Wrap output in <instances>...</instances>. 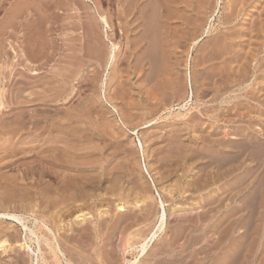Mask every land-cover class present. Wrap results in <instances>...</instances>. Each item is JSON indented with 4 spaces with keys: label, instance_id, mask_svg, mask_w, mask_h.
<instances>
[{
    "label": "rangeland",
    "instance_id": "obj_1",
    "mask_svg": "<svg viewBox=\"0 0 264 264\" xmlns=\"http://www.w3.org/2000/svg\"><path fill=\"white\" fill-rule=\"evenodd\" d=\"M0 100V213L22 220L0 219V264H264V0H0ZM22 117L83 136L58 173L93 179L86 201L62 212Z\"/></svg>",
    "mask_w": 264,
    "mask_h": 264
},
{
    "label": "bare ground",
    "instance_id": "obj_2",
    "mask_svg": "<svg viewBox=\"0 0 264 264\" xmlns=\"http://www.w3.org/2000/svg\"><path fill=\"white\" fill-rule=\"evenodd\" d=\"M3 12V11H2ZM132 14V13H131ZM122 15V14H121ZM23 20L24 19H22V22H23ZM28 21V20H27ZM101 21L106 25V27L108 28L109 26H108V22H107V20L104 18V17H101ZM21 22V21H20ZM24 26V24H22V26L20 25V28L21 27H23ZM145 26V25H144ZM145 29V28H144ZM23 31V30H22ZM21 31L19 30V33H20ZM22 33V32H21ZM20 38V37H19ZM168 39V38H167ZM25 44H26V42H25ZM20 45H21V43H20ZM115 50L117 49V46L115 45ZM20 52L18 51V54L20 55V59H21V62H22V60L24 61L23 63L25 64V62L26 61H28L27 59H26V53H25V49H24V46L22 47V46H20ZM115 50L113 51V52H111V55H110V59H108L109 61V65H107V66H109L108 68H109V72L113 69V66H114V63H115V61H116V52H115ZM16 53V52H15ZM52 55V54H51ZM50 55V56H51ZM20 59L18 60V61H20ZM31 59V58H30ZM154 61V60H153ZM30 62V60L28 61V63ZM34 62V61H33ZM24 64H22V65H24ZM30 65H32L31 64V62L29 63ZM49 65V64H48ZM116 65V64H115ZM25 66H27V65H25ZM29 66V65H28ZM45 66V65H44ZM28 68V67H27ZM30 68H33V67H31L30 66ZM27 70V69H26ZM29 70V69H28ZM33 70V69H32ZM37 70V69H36ZM21 72V71H20ZM25 72V71H24ZM30 73L34 76V75H37V72H35V71H30ZM20 75V74H19ZM22 75V74H21ZM20 75V76H21ZM26 75V77L28 76L27 75V73L25 74ZM55 76V75H54ZM59 77V76H58ZM21 78H23V77H21ZM24 78H25V76H24ZM36 78V77H35ZM53 79V78H52ZM61 79V78H60ZM19 80V79H18ZM26 81V80H25ZM23 83L24 82H21L20 81V85H22L23 86ZM29 83V82H28ZM33 83V82H32ZM31 83V84H32ZM38 84V83H37ZM58 84V83H57ZM12 85V84H11ZM50 85V84H49ZM67 85V84H66ZM28 86V85H27ZM60 86V85H59ZM20 88H22V87H20ZM24 88V87H23ZM48 88V87H47ZM52 88V87H51ZM55 88V87H54ZM61 89V88H60ZM24 90H25V88H24ZM33 90V89H32ZM62 90V89H61ZM60 90V91H61ZM22 90H20V92H21ZM19 92V93H20ZM23 92H25V91H23ZM45 93L47 92L46 90L44 91ZM49 92V91H48ZM79 92V91H78ZM41 93V92H40ZM31 94V93H30ZM37 95V94H36ZM48 95V94H47ZM60 95V94H59ZM9 96V95H8ZM78 96V95H77ZM55 97V96H54ZM30 98H31V96H30ZM40 98V97H39ZM58 98H60V97H58ZM20 99V98H19ZM19 99H17L18 101H19ZM28 99V98H27ZM34 99H38V98H34ZM160 99V98H159ZM1 101V100H0ZM29 101V100H28ZM110 101V100H109ZM26 102V101H25ZM45 102V101H44ZM22 103V102H21ZM4 105V104H3ZM3 105H2V103L0 104V107H3ZM92 108V107H91ZM3 109V108H2ZM86 109V108H85ZM47 111V110H46ZM83 111V110H82ZM3 113V112H2ZM5 114V113H4ZM8 114V113H7ZM25 114V113H24ZM36 114V113H35ZM75 116V115H74ZM16 117V116H15ZM19 117V116H18ZM87 117V116H86ZM20 118V117H19ZM23 118V117H22ZM31 118V117H30ZM37 119V118H36ZM46 120V119H45ZM45 120H42L43 121V123H44V125H43V123H42V121H37V120H31V119H28L27 121H26V119L25 118H23V119H21V121L19 122V124H18V122H17V124H18V129L16 130V129H14V131L15 132H18L19 133V131L21 132V130H22V132H24L23 131V129H29V132H27V133H29V134H31L32 132H30L31 130H33V129H35V128H38L40 131H39V134H37V135H34V137H33V139L32 140H30V139H28V140H25V139H23V140H21L22 141V144H23V148L21 147L19 150H18V154L19 153H28L27 151H25V146H27V149L29 148H31V149H37L38 150V152H37V155H35L34 156V160H32L31 162H32V165H31V167L33 166V163H37V165H39V166H36V168H39V169H41L42 168V170H39L40 172H41V176L43 177V176H45L46 177V175L48 176V172L50 171L49 170V168L50 169H52V168H54V169H52V171L54 170V173L52 172V174H54L53 176L55 177L54 178V180L56 179V180H59V182L60 183H58V186L54 189L55 190V192L56 193H58L59 191H61L62 193H65L66 192V194H62L61 192V196H60V199H56L57 201L58 200H60V201H58L60 204L59 205H66V206H64V208H63V206H62V212H63V210L64 209H66L65 207H67V202H68V204H70V202H76L77 201V203L76 204H78V202H79V200L81 201L82 199H84L85 200V198H84V195H85V191H86V187L88 186V184H90V183H92V181H93V179H88V178H86V179H84V177L82 178V179H84L82 182H80V181H78L79 180V177L81 176V172H76V174L74 175L76 178H78V179H75V177H73V176H70V177H68L67 176V174L65 175L64 173L63 174H59L58 173V171L60 172V169H62L63 167V163H64V161H62L64 158H66V159H64V160H67V158H69L70 156H69V150H70V145L72 144H74V143H78L79 141H81L83 138V136L82 137H80L79 135H72L71 133H72V131H71V133L70 134H66V133H60L59 135H53L54 133H53V131L51 130V129H54L53 128V125L55 124H58V123H54L53 124V122H50V123H52L53 125H52V127H50V126H48V123H46L47 121H45ZM54 120V119H53ZM69 120V119H68ZM16 121V120H15ZM63 123V122H62ZM7 124V123H6ZM6 124H4V126H1V127H3V128H1L0 129V133L1 134H6V133H8V134H12V131L11 132H9L8 130L12 127V125L11 124H7L8 126H6ZM151 125H152V122H150V123H146V125H144L142 128H140V129H146V128H149V127H151ZM16 126V125H15ZM60 126V125H59ZM125 126V125H124ZM31 127H33V128H31ZM40 127V128H39ZM60 128V127H59ZM73 128V127H72ZM78 128V127H77ZM138 128V127H137ZM140 129H138V130H136L135 129V131H134V133L135 134H137L138 132H139V130ZM12 130V129H11ZM36 131H38V130H36ZM35 131V132H36ZM59 131V130H58ZM34 132V133H35ZM26 132H25V134H27ZM36 133H38V132H36ZM14 134V133H13ZM17 134V133H16ZM28 134V135H29ZM74 134H76V133H74ZM15 135V134H14ZM33 135V134H32ZM46 135H48V136H46ZM83 135V134H82ZM86 135V134H85ZM1 136V135H0ZM3 136V135H2ZM13 137V136H12ZM15 137H16V135H15ZM11 138V137H10ZM28 138H30L29 136H28ZM255 138V137H254ZM84 139H86V138H84ZM264 139V138H263ZM13 141V140H12ZM20 141V142H21ZM250 141H252V139L250 140ZM254 141V140H253ZM92 142V141H91ZM257 143V142H256ZM16 144V143H15ZM117 144V143H116ZM11 145V144H10ZM250 145V144H249ZM21 146V145H20ZM140 147H141V149H142V151H143V153H144V147H143V144H142V142L140 141ZM75 148H77V150H78V147H75ZM26 149V150H27ZM40 150V151H39ZM76 150V151H77ZM25 151V152H24ZM44 151H45V154H42V153H44ZM75 151V152H76ZM191 151H193V150H191ZM34 152V151H33ZM71 152H73V149L71 150ZM79 152V151H78ZM30 153H31V151H30ZM47 153V154H46ZM191 153V152H190ZM75 154V153H74ZM203 154V153H202ZM71 155V154H70ZM243 155V154H242ZM246 155V154H245ZM251 155V154H250ZM264 155V154H263ZM77 157L78 155L76 154V155H71V157ZM83 156H85V155H83ZM87 156V155H86ZM89 156V155H88ZM191 156V155H190ZM214 156V155H213ZM237 156H240V155H237ZM254 156V155H253ZM258 156H259V154H258ZM28 157V156H27ZM102 157H103V155H102ZM182 157V156H181ZM240 157H242V156H240ZM88 158V157H87ZM91 158V157H90ZM239 158V157H238ZM264 158V157H263ZM19 159V158H18ZM76 159V158H75ZM80 159H82V157L80 158ZM79 159V160H80ZM89 159V158H88ZM259 159V158H258ZM183 160H184V158H183ZM62 161V162H61ZM68 161V160H67ZM75 161V160H74ZM73 161V162H74ZM77 161V160H76ZM85 161V160H84ZM182 161V160H181ZM15 162V161H14ZM19 162V161H18ZM29 162V161H28ZM59 162H61V163H59ZM69 162V161H68ZM72 162V161H71ZM77 163V162H76ZM104 163V162H103ZM102 163V164H103ZM258 163H260V162H258ZM28 164V163H27ZM65 164V166L66 167H70L71 168V166L73 165V164H71V166L70 165H66V162L64 163ZM69 164V163H68ZM81 164V163H80ZM25 165H26V163H25ZM78 165V164H77ZM84 165H86V164H84ZM260 165V164H259ZM6 166V165H5ZM10 166V165H9ZM23 166V165H22ZM30 166V165H29ZM29 166H27V167H29ZM35 166H33V167H35ZM80 166V165H79ZM106 166V165H105ZM7 167H8V165H7ZM26 167V168H27ZM32 167V168H33ZM49 167V168H48ZM62 167V168H61ZM73 167V166H72ZM77 167V166H76ZM82 167V166H81ZM260 167H264V164L263 163H261V166ZM43 168H45V170L43 169ZM47 168V169H46ZM86 167H84L83 169H85ZM73 169H76V168H73ZM80 170V168L79 167H77V170ZM98 169V168H97ZM134 169H136V168H134ZM29 170V169H28ZM33 170H35V169H33ZM70 170V169H69ZM78 170V171H79ZM82 170V169H81ZM87 170V169H86ZM114 170V169H113ZM126 170V169H125ZM232 170V169H231ZM230 170V171H231ZM36 171V170H35ZM122 171V170H121ZM33 172V171H32ZM68 172V171H67ZM66 172V173H67ZM172 172V171H171ZM228 173H229V171H227ZM50 173H51V171H50ZM61 173H62V171H61ZM69 173V172H68ZM73 173V172H72ZM97 173V172H96ZM132 173V172H131ZM233 173V172H232ZM27 174H29V173H27ZM33 175H35V173H32ZM31 174V175H32ZM38 174V175H39ZM99 174V173H98ZM106 174V173H105ZM103 175V174H100L101 176H106V175ZM184 174V173H183ZM258 174V173H257ZM32 175V176H33ZM39 175V176H40ZM70 175V174H69ZM93 175V174H92ZM113 175V174H112ZM169 175V174H168ZM5 176V175H4ZM19 176V175H18ZM30 176V175H29ZM58 176V177H57ZM82 176H84L83 174H82ZM97 177L96 179L94 178V180H98L97 182H98V184H99V182H101L102 183V177ZM107 176H110L109 175V173L107 174ZM131 176V175H130ZM31 177V176H30ZM89 177H91V176H89ZM182 177H184V176H182ZM41 178V177H40ZM44 178V177H43ZM42 178V179H43ZM48 178V177H47ZM58 178V179H57ZM129 178V177H128ZM25 179V178H24ZM26 179H27V176H26ZM88 179V180H87ZM112 179V178H111ZM126 179V178H125ZM133 179V178H132ZM209 179V178H208ZM213 179V178H212ZM8 180V179H7ZM20 180H21V178H20ZM44 180V179H43ZM81 180V179H80ZM105 180V179H104ZM162 180V179H161ZM132 181V180H131ZM135 181V180H134ZM178 181V180H177ZM13 182V181H12ZM27 182V181H26ZM104 182V181H103ZM110 182V181H109ZM117 182V181H116ZM215 182V181H214ZM56 183V182H55ZM104 183H106V182H104ZM167 183V182H166ZM165 183V184H166ZM207 183V182H206ZM206 183H205V185H206ZM11 184V183H10ZM14 184V183H13ZM24 184V183H23ZM22 184V185H23ZM39 184H41V183H39ZM61 184H62V186H61ZM68 184V185H67ZM69 184H71V185H69ZM94 184H97L96 182L94 183ZM93 184V185H94ZM97 184V185H98ZM132 184V183H131ZM160 184V183H159ZM203 184V183H202ZM251 184H252V182H251ZM7 185H9V184H7ZM25 185V184H24ZM56 185V184H55ZM60 185V186H59ZM102 185V184H101ZM243 185V184H242ZM30 185H28V187H29ZM113 186V185H112ZM197 186V185H196ZM199 186V185H198ZM202 186H204V185H202ZM214 186V185H213ZM27 187V186H26ZM32 187V186H31ZM89 187V186H88ZM102 187V186H101ZM107 187V186H106ZM116 187H118V186H116ZM170 187V186H169ZM190 187V186H189ZM192 187V186H191ZM207 187V186H206ZM256 187V186H255ZM30 188V187H29ZM51 188H53V187H51ZM128 188V187H127ZM194 188V187H193ZM258 188V187H257ZM257 188H255V189H257ZM16 189V188H15ZM33 189V188H32ZM49 189L50 188H47V189H45L44 188V192L46 191V192H49ZM120 189V188H119ZM201 189V188H200ZM23 190V189H22ZM25 190H26V188H25ZM39 190V189H38ZM140 190V189H139ZM259 190V189H258ZM257 190V191H258ZM17 191V190H16ZM27 191V190H26ZM113 191V190H112ZM146 191V190H145ZM197 191V190H196ZM24 192V191H23ZM42 192V191H41ZM95 192V191H94ZM118 192V191H117ZM128 192V191H127ZM250 192H252V191H250ZM255 192V191H254ZM253 192V193H254ZM18 193V192H17ZM22 193V192H21ZM39 193V192H38ZM110 193V192H109ZM124 193V192H123ZM239 193V192H238ZM29 194V193H28ZM59 194V193H58ZM106 194V193H105ZM104 194V195H105ZM125 194V193H124ZM136 194V193H135ZM42 195V194H41ZM46 194L45 193H43V196H45ZM99 195V194H98ZM148 195V194H147ZM173 195V194H172ZM242 195V194H241ZM25 196V195H24ZM42 196V197H43ZM150 196V195H149ZM255 196V195H254ZM260 196V195H259ZM258 196V197H259ZM48 197V196H47ZM56 197H58V196H56ZM131 197V196H130ZM147 197V196H146ZM174 197V196H173ZM261 197V196H260ZM50 198V197H49ZM55 198V197H54ZM51 199V198H50ZM98 199H99V197H98ZM111 199V198H110ZM113 199H114V197H113ZM119 199V198H118ZM123 199H124V197H123ZM143 199V198H142ZM147 199V198H146ZM174 199V198H173ZM172 199V200H173ZM256 199H257V197H256ZM46 201H47V203H48V200L47 199H45ZM259 200V199H258ZM257 200V201H258ZM54 201V200H53ZM86 201V200H85ZM84 201V202H85ZM122 202H123V200H121ZM174 201V200H173ZM204 201V200H203ZM264 201V200H263ZM45 202V201H44ZM58 202H57V204H58ZM83 202V201H82ZM106 202V201H105ZM108 202V201H107ZM115 202H116V200H115ZM245 202V201H244ZM51 203V202H50ZM80 203V202H79ZM87 203H88V201H87ZM125 203V202H124ZM146 203V202H145ZM160 203V202H159ZM251 203V202H250ZM45 204H46V202H45ZM81 204V203H80ZM95 204V203H94ZM161 207H162V210H163V213H162V215L160 216V218H161V224H160V226L158 227V229L156 230V229H154V230H156V231H152V234H151V236L149 237V238H146L145 239V242L141 245V250H140V255H139V257L140 256H148V253H149V251H148V248H149V246H150V243L152 242V241H154L155 240V238L158 236V234L160 233V231H163L165 228H166V223H167V219H169L168 218V213H167V211H166V205H165V202L164 201H161ZM160 204H159V206H160ZM261 204H263L262 202H261ZM51 205H53L52 203H51ZM108 205V204H107ZM239 205V204H238ZM248 205V204H247ZM255 205H257V204H255ZM29 206V205H28ZM27 206V207H28ZM49 204H48V210H49ZM54 206V205H53ZM53 206H51V207H53ZM71 206V205H70ZM74 206V205H73ZM259 206V205H258ZM257 206V207H258ZM26 207V208H27ZM46 207V206H45ZM69 207V206H68ZM76 207H78L79 209H80V207L79 206H76ZM76 207H74V209L76 208ZM90 207V206H89ZM88 207V208H89ZM114 207V206H113ZM262 207V206H261ZM58 208V207H57ZM71 209H73V207L71 206L70 207ZM69 208V209H70ZM85 208H87V207H85ZM84 208V209H85ZM241 208V207H240ZM245 208H247V207H245ZM249 208V207H248ZM253 208H255V206L253 205ZM33 209H34V207H33ZM46 210H47V208H45ZM44 209V210H45ZM70 209V210H71ZM77 209V208H76ZM78 209V210H79ZM116 209V208H115ZM143 209V208H142ZM262 209V208H261ZM37 210V209H36ZM77 210V211H78ZM121 214H124V213H127V211L128 210H130V209H128V207H127V205L126 204H119L118 205V209H117ZM212 210V209H211ZM60 211V210H59ZM74 211V210H73ZM143 211V210H142ZM215 212H216V210H214ZM218 211V210H217ZM261 211V210H260ZM33 212V211H32ZM31 212V213H32ZM71 212V211H70ZM81 212V211H80ZM79 211H78V213H80ZM145 212V211H144ZM221 212V211H220ZM239 212H240V210H239ZM64 213V212H63ZM62 213V216L63 215H65V214H63ZM66 213V212H65ZM74 213V212H73ZM77 213V214H78ZM89 213H91V212H89ZM172 213V212H171ZM208 213V212H207ZM252 213V212H251ZM254 213V212H253ZM256 213V212H255ZM75 214H76V212H75ZM136 214V213H135ZM176 214V213H175ZM178 214V213H177ZM181 214V213H180ZM231 214V213H230ZM257 214V213H256ZM47 216H45L44 215V217H49L48 216V214H46ZM55 215H57V214H54V216ZM59 215V214H58ZM67 215V214H66ZM69 215V214H68ZM207 214H205V216H206ZM236 215V214H235ZM252 215V214H251ZM53 216V215H52ZM60 216V215H59ZM123 216V215H122ZM185 216V215H184ZM208 216V215H207ZM57 217V216H56ZM76 217H78V216H76ZM80 217V216H79ZM106 217V216H105ZM117 217V216H116ZM136 217V216H135ZM174 217V216H173ZM203 217V216H202ZM4 218H8L9 220L11 219H14V220H17V221H22L20 218L21 217H19V216H17V215H15V214H12V213H8V212H6V214H4V213H0V219H4ZM53 218H55V217H53ZM59 218V217H58ZM62 218V217H61ZM81 218H82V216H81ZM87 216H85V217H83L82 219H80L79 221L80 222H84V221H86L87 220ZM139 218V217H138ZM137 218V219H138ZM159 218V219H160ZM231 218V217H230ZM57 219V218H56ZM89 219V218H88ZM93 219V218H92ZM129 219V218H128ZM182 219V218H181ZM180 219V220H181ZM58 220H60V219H58ZM140 219H138V221H139ZM49 221H51V218H50V220ZM183 221V220H182ZM187 221V218L185 219V222ZM61 222V221H60ZM59 222V223H60ZM87 222V221H86ZM137 222V221H136ZM227 222V221H226ZM55 223V222H54ZM56 223H58V221H56ZM63 223V222H62ZM182 223H184V222H182ZM87 224V223H86ZM186 224V223H185ZM251 224V223H250ZM47 225V224H46ZM45 225V226H46ZM55 225V224H54ZM44 226V227H45ZM60 226V225H59ZM185 226V225H184ZM230 227H231V225H229ZM26 227V226H25ZM62 227V226H61ZM100 227V226H99ZM181 227V226H180ZM229 227V228H230ZM72 228H74V227H72ZM243 228H245V227H243ZM27 229V228H26ZM46 229H49V228H47L46 227ZM61 229V228H60ZM77 229V228H76ZM30 230V229H29ZM51 230V229H50ZM50 230H48V231H50ZM75 230V229H74ZM72 231H73V229H72ZM84 231H88V230H86V227H82L81 229H79V232L77 231V233H80V235L81 236H83L84 237V234H86V233H84L83 234V232ZM104 231V230H103ZM174 231V230H173ZM246 231V230H245ZM264 231V230H263ZM32 232V231H31ZM34 232V231H33ZM140 232V231H139ZM232 232V231H231ZM247 232V231H246ZM257 232V231H256ZM50 233H52V231H50ZM151 233V232H150ZM178 233H180L179 231H178ZM263 233V232H262ZM88 234H89V232H88ZM33 235H35V232L33 233ZM73 235V234H72ZM72 235H71V238H73L72 237ZM179 235V234H178ZM177 235V236H178ZM45 236V235H44ZM142 236V235H141ZM176 236V237H177ZM261 237V236H260ZM70 238V237H69ZM85 238V237H84ZM44 239V238H43ZM83 239V238H82ZM238 240V239H237ZM38 241V240H37ZM216 241V240H215ZM45 242H46V244L45 245H47L46 247L49 249H51L52 251H53V253L56 255L57 254V250H59L58 249V247H54L53 246V241H49V239H45ZM44 242V243H45ZM52 242V243H51ZM255 242V241H254ZM3 244V243H2ZM1 244V245H2ZM22 244V243H21ZM4 245V244H3ZM17 245H18V243H17ZM6 246V245H5ZM58 246V245H57ZM238 246V245H237ZM250 246V245H249ZM263 247H264V244L262 245ZM7 247V246H6ZM19 247V246H18ZM27 247V246H26ZM29 247V246H28ZM27 247V248H28ZM261 247V246H260ZM263 247H262V249H263ZM1 248H3L2 246H1ZM29 249V248H28ZM31 249V248H30ZM30 249H29V251H30ZM251 249V248H250ZM258 249V248H257ZM261 249V248H260ZM50 250V251H51ZM39 251V250H38ZM51 251V252H52ZM193 252V251H192ZM256 252V251H255ZM264 253V252H263ZM166 254V253H165ZM228 254V253H227ZM250 254V253H249ZM182 255V254H181ZM55 257V256H54ZM138 260V259H137ZM250 260V259H249ZM248 260V261H249ZM230 261V260H229ZM228 261V262H229ZM234 261V260H233ZM138 261H135L133 264H135V263H137ZM176 262V261H175ZM58 263H59V261H58ZM222 263H224V262H222ZM130 264H132V263H130ZM221 264V263H220ZM228 264V263H227ZM230 264V263H229Z\"/></svg>",
    "mask_w": 264,
    "mask_h": 264
}]
</instances>
